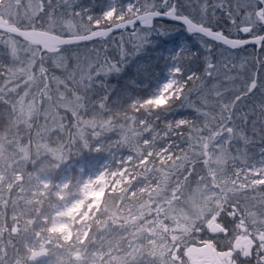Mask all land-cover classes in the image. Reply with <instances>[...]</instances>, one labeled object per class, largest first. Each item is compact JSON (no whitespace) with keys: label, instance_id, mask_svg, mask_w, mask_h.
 <instances>
[{"label":"snow or ice","instance_id":"obj_1","mask_svg":"<svg viewBox=\"0 0 264 264\" xmlns=\"http://www.w3.org/2000/svg\"><path fill=\"white\" fill-rule=\"evenodd\" d=\"M0 264H264V0H0Z\"/></svg>","mask_w":264,"mask_h":264},{"label":"trees","instance_id":"obj_2","mask_svg":"<svg viewBox=\"0 0 264 264\" xmlns=\"http://www.w3.org/2000/svg\"><path fill=\"white\" fill-rule=\"evenodd\" d=\"M170 43V42H169ZM162 51V49L160 50ZM164 61L157 58L156 53H152L139 58L136 66L131 67L126 75L118 82L113 79L112 83L122 91V99L127 100L136 95H142L148 88L155 86L156 79L164 72ZM134 81L135 83H132ZM184 115H189L187 110L183 111ZM194 115V113L192 114ZM116 139L111 135L106 142H112ZM122 151H127L122 149ZM107 152L102 154H85L83 161H95L103 159Z\"/></svg>","mask_w":264,"mask_h":264},{"label":"rangeland","instance_id":"obj_3","mask_svg":"<svg viewBox=\"0 0 264 264\" xmlns=\"http://www.w3.org/2000/svg\"><path fill=\"white\" fill-rule=\"evenodd\" d=\"M83 51V50H82ZM165 75V73L163 72L155 81V85L158 81H161L163 79V76ZM209 87L211 85H208ZM192 97L193 99L195 100L196 99V92L194 91L193 94H192ZM127 151H120V152H117L116 155H115V158H113V156H110L108 153L107 155L103 158V159H98V160H95V161H81L82 163H85L86 165H95L96 167H99L101 166L102 164L104 163H109V164H114L116 160H118L120 158V155L122 154H126Z\"/></svg>","mask_w":264,"mask_h":264}]
</instances>
